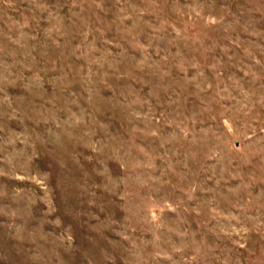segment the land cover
I'll use <instances>...</instances> for the list:
<instances>
[{
	"label": "rangeland",
	"instance_id": "rangeland-1",
	"mask_svg": "<svg viewBox=\"0 0 264 264\" xmlns=\"http://www.w3.org/2000/svg\"><path fill=\"white\" fill-rule=\"evenodd\" d=\"M0 264H264V0H0Z\"/></svg>",
	"mask_w": 264,
	"mask_h": 264
}]
</instances>
